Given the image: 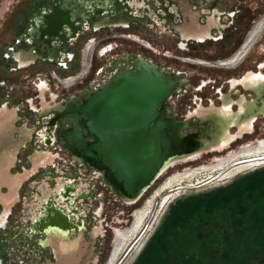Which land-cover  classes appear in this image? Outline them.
Returning a JSON list of instances; mask_svg holds the SVG:
<instances>
[{
    "label": "flooded vegetation",
    "instance_id": "af4514ba",
    "mask_svg": "<svg viewBox=\"0 0 264 264\" xmlns=\"http://www.w3.org/2000/svg\"><path fill=\"white\" fill-rule=\"evenodd\" d=\"M41 1L43 5L30 8L29 22L21 24L25 33L15 38L9 59L19 69L36 63L54 65L66 74L67 83L54 87V72L53 81L51 74L41 79L42 74L36 73L34 95L25 91V96L21 92L6 96L12 103L22 99L20 105L25 108L16 106L15 124L19 123L20 128L14 131V126L0 123V185L8 190L2 195L4 188L0 189V230L6 231L12 221L17 222V246L7 253L12 258L10 264H50L55 252L53 238L68 244L81 237L95 245L105 237L106 229L112 230L107 221L121 226L120 217L131 216L133 207L142 205L144 194L176 162L196 159L197 154L171 161L140 198L130 201L115 194L102 170L65 148L63 132L72 128L66 117L68 110L112 84L116 75L138 72V65L147 63L174 81L178 88L166 102V117L189 126L182 135L201 132L208 136L209 143L202 150L221 151L250 135L247 131L260 118L264 119V74L260 72L264 61L256 63L253 70H244L237 79L208 77L194 84L188 70L169 64L194 65L188 63L193 60L204 65L194 55L199 56L211 45L224 44L230 31L238 30L234 20L240 10L232 5L229 9L227 0ZM156 31L163 36L157 48L147 36ZM263 31L264 15L253 23L236 53L215 67L240 66ZM87 44L88 53L84 52ZM215 101L219 102L218 107L214 106ZM205 102L211 107L201 109ZM8 104L0 103L3 107ZM233 129H237V135L231 134ZM36 156L39 157L33 161ZM44 156H49V160L44 161ZM31 163L30 177L35 184L32 180L22 202L16 191L23 176L14 178L8 168L12 165L11 168L24 170V165ZM262 166L264 139L243 146L238 153L231 152L214 164L174 173L144 203L147 214L135 230L133 224L143 213L141 210L135 211L129 228L114 231V246L107 264H264V194L260 196L258 187L264 186V180L246 192L239 187L233 194L235 188L231 184L209 192L221 194L220 197L175 199L158 220L165 206L182 191L215 187ZM40 181L45 189L38 186ZM171 192L174 193L170 195ZM230 192V196L226 195ZM157 198L160 202L155 204ZM4 206H8L6 211ZM55 218L63 221L61 229L52 228ZM99 224H105L106 229H97ZM0 264H4L2 254ZM60 264L68 261L61 260Z\"/></svg>",
    "mask_w": 264,
    "mask_h": 264
},
{
    "label": "rangeland",
    "instance_id": "374dc122",
    "mask_svg": "<svg viewBox=\"0 0 264 264\" xmlns=\"http://www.w3.org/2000/svg\"><path fill=\"white\" fill-rule=\"evenodd\" d=\"M238 1V3H236ZM242 2L241 4L239 2ZM41 0H0V103L8 101L9 104L7 106L0 105V123L4 122L7 125L14 126V131L19 127V123L15 124V112L17 111L16 106L20 105V100L16 102H11V100L7 99L6 96L10 95L12 92L14 93H23L22 95L25 96V91H30L32 95L35 94L36 88L35 85L38 83L36 81V73H41L42 78H45V75L51 74V80L53 81L57 76L56 81H53V86L61 88V85H66V74L59 71L54 65H47L45 63H36L34 66H29L26 68L19 69L10 59V50L13 47L14 40L20 34L25 33V27H22V23L29 22V10L33 5H43ZM240 4V5H239ZM238 7L240 13L238 17L235 18L234 22L235 25L237 24L238 30L237 31H230V34L227 36V40L224 44H217L211 45V48L207 50H203L200 55H194L199 62H204V65H197L195 61L188 60V63H193L194 65L184 64L182 62H170L169 64H174L184 70H188L191 75V79L193 84L201 78H216L218 80H222L225 78H235L237 79L240 74L244 70H253L255 68L256 63L264 61V31L261 36L258 38V41L255 47L252 49L250 54L247 58L243 61V63L235 69H221L216 68L218 66L217 62H221L227 58L232 57L236 51L239 49L245 37L252 27L253 23L259 19L262 15H264V0H227V6L230 9V6ZM240 28V29H239ZM157 32V33H156ZM152 34H147L150 38L151 42L156 43V48L161 46V38L163 36L158 34L159 31H156ZM166 37V36H164ZM239 39V41H238ZM238 41V42H237ZM237 42V43H236ZM236 44V45H235ZM239 44V45H238ZM90 51V44L85 45L84 52L88 53ZM207 54V56H204ZM84 61L82 60V64ZM50 72V73H49ZM56 76H54V73ZM262 74H264V68L260 70ZM47 78H50L49 76ZM44 89L40 91L42 94ZM36 104L37 101L34 100ZM210 104L205 102L201 105V109L210 108ZM214 106L218 107L219 102L215 101ZM22 106L20 105V108ZM24 109L25 108H21ZM250 135L243 136L240 140H236L231 142L227 145L223 150L217 151V149L208 148L204 150H200L197 153V157L195 160H179L176 162L173 168H170L164 175L156 182L155 185L148 190L143 198H142V205L133 207V211L131 216L124 215L120 217L123 219V223L121 226L115 224L112 220L107 224L112 229H106L105 224L97 226V229H101L104 227L107 230L105 237L99 238L97 243L94 245L93 243H89L86 239L78 237L77 239L69 240L68 244H64L61 240L52 239L51 243L55 248V252L53 251L52 254V262L50 264H60L61 260L68 261V264H107L109 255L113 250L114 246V231L117 229L125 230L129 228L132 224V216L140 211V214L145 211L144 206L146 202H148L152 196L158 191L162 183L171 177L176 172H183L185 170H196L203 165H210L214 164L219 158L227 156L231 152L238 153L243 146L248 144L254 145L257 141L264 139V119L260 118L255 124L252 130L247 131ZM237 129H233L231 134L237 135ZM240 134H238L239 136ZM36 156L34 160H37ZM44 161L49 160V156H44ZM13 160V158H12ZM42 162V159L39 161ZM38 165V164H37ZM12 166V165H11ZM8 168L9 174L11 176L19 177L23 176L22 181L17 187V191L22 202L24 201L25 194L27 190L32 187L33 179L30 177L32 174L33 165L25 164V169L20 168ZM11 169V170H10ZM13 169V170H12ZM14 172V173H13ZM13 173V174H12ZM200 179H203L200 177ZM33 180V181H32ZM259 180H264V166L256 167L255 170L245 172L243 174L238 175L237 177L223 181L219 183L215 187H197L193 189L184 190L180 193V196L177 198H173L170 202L165 206V208L161 211L158 220L160 217L165 213V209L168 208L169 204L174 201L175 199L181 198H206L209 196L212 197H220L221 194L212 193L210 195L209 192H217L219 189L228 187L229 185L233 184L232 187L235 188L231 192L234 194L235 191L237 193V188L241 187L242 190L244 189H252L257 187L255 184ZM35 184V181H34ZM38 186L43 187L45 189V185L43 181L38 182ZM3 193H7V189L4 186ZM261 189L260 196L264 194V186H259ZM228 192V191H227ZM227 193L226 195L231 194ZM174 193V192H173ZM172 192L170 193L173 194ZM10 196V195H8ZM16 196V195H15ZM230 196V195H229ZM156 202H160V199L157 198ZM145 203V204H144ZM144 206V207H143ZM155 206V205H154ZM158 207V206H155ZM5 211L7 210L8 206L3 207ZM4 212V211H3ZM135 213V214H136ZM3 214V213H2ZM0 212V216L2 215ZM139 214V215H140ZM138 215V216H139ZM135 216V215H134ZM139 218V217H138ZM134 220V217H133ZM157 220V221H158ZM156 221V223H157ZM17 224L16 220L12 221L7 230L3 231L0 230V254L3 255L4 264H10L11 257L7 256V253L10 252L11 248H15L17 246L14 229L15 225ZM2 226V224H0ZM153 229H151L152 231ZM103 232V230H102ZM150 234L152 232H149ZM150 234L145 238L143 245L147 242L146 240L150 238ZM142 245V246H143ZM96 247L97 250H94Z\"/></svg>",
    "mask_w": 264,
    "mask_h": 264
},
{
    "label": "water",
    "instance_id": "95a60500",
    "mask_svg": "<svg viewBox=\"0 0 264 264\" xmlns=\"http://www.w3.org/2000/svg\"><path fill=\"white\" fill-rule=\"evenodd\" d=\"M138 68L116 75L112 84L69 109L72 128L63 132L65 148L102 170L115 194L130 201L140 198L171 161L195 156L209 143L201 132L182 135L189 126L166 117L177 84L153 65ZM62 222L55 218L52 228L61 229Z\"/></svg>",
    "mask_w": 264,
    "mask_h": 264
},
{
    "label": "bare ground",
    "instance_id": "6f19581e",
    "mask_svg": "<svg viewBox=\"0 0 264 264\" xmlns=\"http://www.w3.org/2000/svg\"><path fill=\"white\" fill-rule=\"evenodd\" d=\"M184 177V176H183ZM182 180V179H181ZM179 181V180H178ZM177 181V182H178ZM147 209H148V207L145 209V211L141 214V216L138 218V220L133 224V230H135L137 227H138V225L140 224V222H139V220L141 221V219L144 217V216H146L145 214H147Z\"/></svg>",
    "mask_w": 264,
    "mask_h": 264
},
{
    "label": "crops",
    "instance_id": "0c3cea01",
    "mask_svg": "<svg viewBox=\"0 0 264 264\" xmlns=\"http://www.w3.org/2000/svg\"><path fill=\"white\" fill-rule=\"evenodd\" d=\"M2 187H4V186H3V185H0V189H1ZM0 191H1V190H0ZM1 194L3 195L4 193L1 192ZM15 195H16V194H15ZM15 195H14V196H15ZM1 198H2V197L0 196V199H1Z\"/></svg>",
    "mask_w": 264,
    "mask_h": 264
},
{
    "label": "trees",
    "instance_id": "16d2710c",
    "mask_svg": "<svg viewBox=\"0 0 264 264\" xmlns=\"http://www.w3.org/2000/svg\"><path fill=\"white\" fill-rule=\"evenodd\" d=\"M262 185H263V184H262ZM258 187H259V186H258ZM259 189H260V188H259ZM246 191H250V190L247 189V190H245V192H246Z\"/></svg>",
    "mask_w": 264,
    "mask_h": 264
},
{
    "label": "built area",
    "instance_id": "2783aa9c",
    "mask_svg": "<svg viewBox=\"0 0 264 264\" xmlns=\"http://www.w3.org/2000/svg\"><path fill=\"white\" fill-rule=\"evenodd\" d=\"M218 64H220V62H217Z\"/></svg>",
    "mask_w": 264,
    "mask_h": 264
},
{
    "label": "snow or ice",
    "instance_id": "6c2138e0",
    "mask_svg": "<svg viewBox=\"0 0 264 264\" xmlns=\"http://www.w3.org/2000/svg\"><path fill=\"white\" fill-rule=\"evenodd\" d=\"M262 79H264V77H262Z\"/></svg>",
    "mask_w": 264,
    "mask_h": 264
}]
</instances>
